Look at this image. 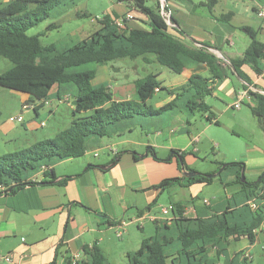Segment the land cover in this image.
I'll return each mask as SVG.
<instances>
[{
    "label": "trees",
    "instance_id": "1",
    "mask_svg": "<svg viewBox=\"0 0 264 264\" xmlns=\"http://www.w3.org/2000/svg\"><path fill=\"white\" fill-rule=\"evenodd\" d=\"M79 1L0 0V56L12 62L11 67L0 73V85L27 93L34 102L39 100L34 106L36 114L43 100L52 94L60 99L68 93L71 95L73 113L81 114L53 137L0 155V194L13 193L28 184L66 181V177L56 181L53 164L84 155L96 139L132 129L130 121L137 123L138 117L155 118L169 111L187 114L197 111L207 120L218 123L205 97L213 94L215 85L229 72L244 81L243 87L254 100V104L248 103L250 111L264 130V93L248 88L252 85L251 77L242 69L249 65L254 74L264 79V42L257 38L254 29L241 27L249 35L250 43L241 58L230 59L229 62L205 45L198 46L194 40H186L181 29L167 23L161 13L162 10L166 11V6L160 1L149 6L146 0H117L146 17L149 27L146 30L118 27L115 22L117 13L113 12L98 18L100 27L87 37L66 46H59L55 42L42 44L38 34H27L31 27L55 13L63 14ZM214 2H207L209 9ZM52 27L56 25L48 24L47 29ZM138 57L147 63L155 61L177 74L190 64L204 63L208 75L192 74L182 84L164 86L157 78L158 73L151 72L134 80L135 98L124 99H115L107 83L92 82L96 69L89 65ZM53 87H56L54 92L51 91ZM155 88L165 90L170 97L156 108L147 104L157 92ZM186 122L189 123V118ZM150 150L153 152V149ZM184 154L181 151L178 156L185 165ZM120 155L121 152H116L111 163H116ZM225 165L236 167L235 180L230 182L237 186L232 194V203L228 201L222 209L213 208L207 216L198 212L193 218L182 216V206L175 211V205H171L173 220L170 223L156 220V233L145 237L136 250L127 252L125 264H206V248L227 240L229 236L246 235L253 242L255 229L264 219V174H261L264 170L252 180L243 174L242 180V161ZM43 166L45 169H42ZM38 172L43 176L40 181L32 179ZM212 177L209 173H198L193 177L165 178L156 187L164 188L166 185L183 183L184 180L209 184ZM249 200L256 201V208L249 206ZM242 259L247 261L250 258ZM66 263L110 264L96 245L85 246L80 260L73 263L67 259Z\"/></svg>",
    "mask_w": 264,
    "mask_h": 264
},
{
    "label": "crops",
    "instance_id": "2",
    "mask_svg": "<svg viewBox=\"0 0 264 264\" xmlns=\"http://www.w3.org/2000/svg\"><path fill=\"white\" fill-rule=\"evenodd\" d=\"M153 1L154 4L160 1L162 5L166 6L165 12L169 15L170 24L181 29L185 33L186 40H194V44L205 45L209 50L215 49V53L220 55V58L223 57L226 62H229L230 59L241 58L250 43V37L241 28L242 26L254 29L257 38L264 42V18L257 13L258 9H264V0H214L211 9L207 6V2L210 0ZM113 12L117 13L116 19H126L128 15H132L130 19L125 20L124 27L144 30L149 28L146 17L138 14L131 6L123 2L114 0L104 14ZM77 15L78 13L74 14V16ZM224 15L225 19H222ZM55 25L57 24L55 23ZM242 69L251 77L252 85L248 88L262 91L263 77L254 74L249 65L243 66ZM180 74L183 75V79L169 86L186 82L192 74L206 76L208 68L204 63L190 64ZM113 81L106 66L100 78H97L95 72L92 80L94 84L107 83L115 99L132 98L134 80L132 82L126 80L121 84H116ZM243 84L244 81L241 78L235 73L229 72L228 76L215 85L213 94L210 96L223 99L232 105L239 92L245 89ZM55 90L56 87H53L51 91ZM21 93L25 108H32L36 114L34 106L39 100L34 102L29 94ZM53 97H55L54 94L43 100L42 108L47 103L50 104ZM169 98L168 96L162 98L156 105L165 103ZM62 99L69 102L71 95L66 93L59 100ZM246 100L249 104H254L250 95ZM48 110L51 112L52 108L48 107ZM38 113L37 111L36 116ZM99 144H101V138L92 141L91 147ZM149 144L147 152H143L141 156L126 151V154L120 155L116 163H111V159H109L88 163L84 166L86 161L82 163L73 161L77 158L58 161L52 165L56 181L65 177L66 181L28 184L13 193L0 194V255L12 257V263L0 259V264H67V259H71L75 255L80 260L83 257V248L92 245L98 246L108 260L110 257L112 259L119 257L126 263L127 252L136 250L145 237L156 233L158 223L154 217L162 216L155 214L154 210L158 205V195L164 188L156 186L167 177L157 172L153 175L147 170L149 165L158 167L157 164L161 162V158L147 157L148 150L153 149V154L156 156L160 147L171 149L178 147L176 137H169L161 145L156 142ZM251 150L258 149L251 147ZM262 158L264 159V151ZM186 159L184 157V162ZM142 165L146 166V169L139 172L141 177L139 182L128 181L123 176L122 170L125 167L141 168ZM99 166H105V168ZM243 168L246 178L254 179L264 170V162H253L250 167L244 163ZM42 177V173L38 172L32 176V179L40 181ZM184 182L185 180L179 185L184 186ZM230 182H223L226 191L223 200L211 198L208 199L210 204H204L203 200L196 202L192 193L190 199L185 203L180 200H170L168 207H170L171 213L169 214L174 213L171 205H175V211L178 206H182V216L186 218H193L198 212L202 216H207L212 213L213 208L222 209L228 201L233 202L232 194L237 190V186ZM128 185L135 187L139 185L138 187L144 191V202L146 203L144 206L136 200L135 196L130 197L126 194ZM148 205L150 207L146 208ZM146 218L154 223V232L150 231L147 236L140 235L131 246L122 247L119 245L117 249V243L113 241L109 230L123 229L124 225L128 224L127 219L132 222L143 221ZM262 225H264V219L255 229L253 242L246 235H238L229 236L227 240L220 241L215 246H208L204 253L206 263L209 260L215 263L217 260L218 264L221 257H224L223 264H234L235 262L248 264L252 258L245 261L240 253L243 250H249L256 244L259 232L264 230ZM139 228L144 230L145 224L141 223ZM240 239H247L249 245L236 250L230 249L231 242Z\"/></svg>",
    "mask_w": 264,
    "mask_h": 264
},
{
    "label": "rangeland",
    "instance_id": "3",
    "mask_svg": "<svg viewBox=\"0 0 264 264\" xmlns=\"http://www.w3.org/2000/svg\"><path fill=\"white\" fill-rule=\"evenodd\" d=\"M113 1L80 0L77 5L63 14L55 13L54 16L41 21L26 32L29 35L38 34L42 44L55 42L59 46L69 45L98 29L100 23L97 19L102 17ZM153 2V0H146L149 6H154ZM76 13L78 15L74 16ZM55 23L56 27L47 29L48 24ZM150 57L153 58L152 55ZM11 66L12 62L9 59L0 56V73ZM89 66L96 68L97 78L104 73L106 66L108 74L113 77V82L116 84H121L126 80L132 82L151 72L158 73V80L165 86L178 83L183 79L182 74H177L155 61L147 63L141 57L118 59L105 65ZM166 96L165 90H160L147 101V104L156 108L159 106L156 105L157 102ZM132 98H135V94ZM70 101L53 97L50 104L47 103L44 108L41 106L38 109L39 113L36 116L32 108H25L23 94L20 91L0 85V155L26 148L38 140L51 138L59 130L69 126L74 117L81 115L73 113ZM205 101L211 106L218 123L207 120L197 111L192 114L169 111L155 118L138 117L137 123H133L134 120L130 121L132 129H126L110 137H102L101 144L89 148L84 155L73 161L75 163L86 161L84 166L88 163L106 161L114 157L113 149L123 155L126 151H131L141 156L143 152H147L149 143L156 142L161 145L169 137H176L178 147L172 149L160 147L156 156L148 150L147 157L161 158V162L157 164L158 167L149 165L147 170L153 175L155 172L164 174L167 178L184 176V173L188 171L209 173L213 176L212 182L202 184L185 180L184 186L177 183L166 185L158 195V205L154 213L162 215L161 208L167 207L170 200L187 202L192 193L196 202L203 198L223 200L226 195L223 182L234 181L236 176V167L225 164L242 161L250 167L253 162L263 163L264 131L257 118L251 113L246 99L241 102L240 108H235L227 101L214 96H206ZM48 107L52 108L51 112ZM17 115H21V121L10 120L11 116ZM187 118H189V123L186 122ZM42 121L44 123H41ZM251 147L258 150L253 151ZM176 150L184 151V157L188 159L185 165L180 161L179 152L175 153ZM145 169L144 165L141 168L125 167L122 173L128 181L139 182L141 180L139 172ZM247 179L252 180L251 177ZM138 186L128 185L126 194L130 197L135 196L136 200L144 206L146 204L144 191ZM129 220L127 219L128 224L124 225L123 229L109 230L113 241L117 243V249L119 245L131 246L140 235L147 236L150 231L154 232V223L149 218L143 221L131 222ZM141 223L145 224L144 230L139 228ZM118 231L122 232L121 236L117 235ZM248 245L247 239H240L232 241L230 249L236 250ZM243 251L245 254L246 250ZM247 251L250 252L251 257H246L252 258L248 264L264 263V230L259 232L258 241ZM108 261L110 264H125L119 257L118 259L110 257ZM224 261V257H221L218 264H223ZM206 264H217V260L215 263L209 260Z\"/></svg>",
    "mask_w": 264,
    "mask_h": 264
},
{
    "label": "built area",
    "instance_id": "4",
    "mask_svg": "<svg viewBox=\"0 0 264 264\" xmlns=\"http://www.w3.org/2000/svg\"><path fill=\"white\" fill-rule=\"evenodd\" d=\"M163 14V16L165 17L166 21L168 24H170V20H169V15L168 13H166L165 11L162 10L161 12ZM257 13L259 16L263 17L264 18V9L263 8H260L257 10ZM132 17V15H128L126 17V19H130ZM125 18H121V19H115V22L116 24L118 25V27H124V24H125ZM171 25V24H170ZM156 91H158V88H155ZM249 96V92L247 89H244L242 91L239 92V95L237 97V99L234 101V103L232 104L233 107L235 108H239L240 107V104L241 102L244 100V99H247ZM10 120L11 121H21L22 120V117L21 115H17V116H11L10 117ZM117 151L113 149V154H115ZM42 169H45V167L43 166ZM4 188V187H2ZM203 203L204 204H210L209 200L208 199H203ZM249 204V206L253 209V208H256L257 206V203L256 201L254 200H249L247 202ZM161 213H162V216H159V217H154V220H157L158 222L160 223H170L173 218H174V214H169L171 213L170 211V207H166V206H163L161 208ZM262 228H264V225H262ZM118 236H121L122 235V232L121 231H118L117 233ZM241 256L242 257H246V256H249L251 257V254L249 251H246L245 254H244V251H242L241 253ZM0 259H3L4 261L6 262H9V263H12V257L10 255H0ZM77 256L75 255L74 257L71 258V261L73 263H75L77 261Z\"/></svg>",
    "mask_w": 264,
    "mask_h": 264
},
{
    "label": "water",
    "instance_id": "5",
    "mask_svg": "<svg viewBox=\"0 0 264 264\" xmlns=\"http://www.w3.org/2000/svg\"><path fill=\"white\" fill-rule=\"evenodd\" d=\"M211 51H213V52H215L214 50L215 49H213V48H211L210 49ZM218 56H220V55H218ZM223 60H225L223 57H221ZM260 92H262V93H264V91H260ZM73 103H75V101L73 102ZM181 161V160H180ZM100 168H105V166H99ZM198 174V172H194V171H188V172H185L184 173V177H193V176H196ZM244 169L242 168L241 169V179L243 180L244 179ZM261 174H264V171L261 173Z\"/></svg>",
    "mask_w": 264,
    "mask_h": 264
}]
</instances>
